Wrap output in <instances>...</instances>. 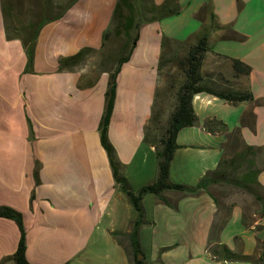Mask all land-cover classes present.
I'll use <instances>...</instances> for the list:
<instances>
[{
    "label": "crops",
    "instance_id": "0c3cea01",
    "mask_svg": "<svg viewBox=\"0 0 264 264\" xmlns=\"http://www.w3.org/2000/svg\"><path fill=\"white\" fill-rule=\"evenodd\" d=\"M22 1L28 12L14 15L8 0H0V206L22 213L29 262L84 264L79 253L89 245L99 217L126 212L128 226L121 232L128 234L136 212L116 186L100 142L108 73L94 72L86 63L59 71L58 59L83 47H101L116 0ZM178 1L182 6L178 15L140 27L130 57L117 75L108 139L121 173L132 165L147 169L150 163L155 178L157 161L149 160L154 147L143 137L158 101L160 57L169 59L182 41L202 32L208 46L200 67L204 84L219 91L250 93L253 99L231 103L208 92L193 95L197 123L177 133L180 146L170 164L169 181L194 185L216 167L226 140L224 134L206 131L205 120H221L229 130L238 127L245 144L264 147V0ZM203 4L209 8L197 18ZM23 20L45 21L29 68L22 35L12 31V25ZM232 30L241 37H231ZM235 60L249 71L244 72L242 64L236 69ZM263 159L261 149L257 161ZM258 181L264 185V169ZM209 190L220 205L229 206L228 221L215 235L218 205L207 191L184 195L165 190L162 197L142 198L138 240L146 264H224L210 254V238L243 254L260 255L264 212L253 195L230 186L212 185ZM19 236L17 224L0 217V264H15L8 257Z\"/></svg>",
    "mask_w": 264,
    "mask_h": 264
},
{
    "label": "trees",
    "instance_id": "16d2710c",
    "mask_svg": "<svg viewBox=\"0 0 264 264\" xmlns=\"http://www.w3.org/2000/svg\"><path fill=\"white\" fill-rule=\"evenodd\" d=\"M8 4L9 7L11 6V11L14 15L15 12L21 15L24 12H28V10L24 9L22 0H8ZM208 8V4H203L196 13V17L200 18L201 12ZM181 10L182 6L178 0H164L161 4H156L154 0H116L110 25L102 36L101 47L99 49L83 47L74 54L62 56L58 59V70L64 71L82 66L91 53L99 52L102 54V60L100 61L102 68L99 69V72L106 71L108 73V81L105 90L104 110L98 130L100 142L107 153L112 168L115 184L127 196L136 212L132 230L127 235L131 264H146V255L138 240V228L142 223L143 217L142 198L147 194L162 197L161 194L165 190H177L184 195H195L202 190L207 191L218 205L219 214L212 228L214 235L228 221L229 206L219 204V201L209 190L212 185L235 187L253 195L254 199L260 204V213L264 212V185L258 181V174L264 169V159L260 163L257 161V157L264 147H254L245 144L238 127L229 130L227 125L218 119H207L203 122V128L206 131L221 133L226 136V140L222 145L223 156L216 167L207 170L194 185L169 181L170 164L175 150L180 146L176 142L177 133L180 129L197 123V117L192 107L194 94L208 92L231 103L253 99L250 93L219 91L204 84L200 75V67L203 52L207 50L208 46L205 34L202 32L196 33L180 43L187 49L184 55L180 56L178 54L179 51H175V55L169 57L168 60L176 62L181 76V81L175 91L173 108L163 119L164 110L157 107L156 101H154L149 123L144 129L143 141L154 147L157 161L154 180L139 186L136 191H133L129 187L127 178L120 171V163L117 159L115 148L108 139V127L114 107L118 72L122 64L129 59L138 40L139 29L143 23L178 15ZM29 11L32 12V10ZM44 22L35 23L23 20L12 25V31L17 35H22L21 40L27 55L26 68L31 67L33 64L36 39ZM232 31L231 37H241L240 34L234 30ZM7 37L11 38L9 28ZM112 41L119 42L117 55L114 52H104ZM166 60L163 55L160 57L158 67L160 71L163 64L167 62ZM234 64L236 69H239L236 64H242L244 72H248L250 69L238 60H235ZM0 217L12 219L20 231L17 248L8 258H11L15 264H33L26 257V231L22 213L11 206L1 205ZM117 233L115 231L113 235H117ZM117 242L121 244L120 240H117ZM166 248L164 247L163 249ZM208 250L212 256L223 261L224 264L225 262L236 260L249 262V264H264V245L260 255L256 257L252 254H243L232 250L227 245L210 238Z\"/></svg>",
    "mask_w": 264,
    "mask_h": 264
},
{
    "label": "rangeland",
    "instance_id": "374dc122",
    "mask_svg": "<svg viewBox=\"0 0 264 264\" xmlns=\"http://www.w3.org/2000/svg\"><path fill=\"white\" fill-rule=\"evenodd\" d=\"M103 4L107 9L111 6L108 5L106 1H104ZM118 48L119 42L112 41L104 52H114V54L117 55ZM175 51H179V55L182 56L185 49L182 44H179L175 47ZM101 60L102 54L95 52L91 53L85 63L91 66L94 72H99V69L102 68V66H100ZM180 81L181 76L176 62L167 59V62L160 72V88L158 90V101H156L157 107L164 110L163 119H165L169 111L173 108L175 91ZM155 159L154 154V157L149 160L154 162ZM151 168L150 163H147V169L144 170H137L135 165H132L125 173H122V175L127 178L130 189L136 191L139 186L154 180ZM226 205L227 204H225V206ZM134 217L135 214H133L131 220H133ZM128 218L126 212L116 216L114 214L111 215L110 212L101 215L95 225L93 235L89 240V245L81 249L79 253L80 261L84 264H130L128 234L121 232V230H124L126 226H128ZM112 231H117V235H113ZM117 240H120L121 244H119ZM86 256L92 257V260L87 261L85 259Z\"/></svg>",
    "mask_w": 264,
    "mask_h": 264
}]
</instances>
